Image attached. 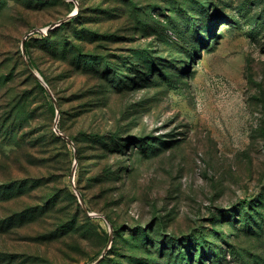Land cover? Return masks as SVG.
I'll return each instance as SVG.
<instances>
[{
	"label": "rangeland",
	"instance_id": "obj_1",
	"mask_svg": "<svg viewBox=\"0 0 264 264\" xmlns=\"http://www.w3.org/2000/svg\"><path fill=\"white\" fill-rule=\"evenodd\" d=\"M98 258L264 264V0H0V264Z\"/></svg>",
	"mask_w": 264,
	"mask_h": 264
},
{
	"label": "water",
	"instance_id": "obj_2",
	"mask_svg": "<svg viewBox=\"0 0 264 264\" xmlns=\"http://www.w3.org/2000/svg\"><path fill=\"white\" fill-rule=\"evenodd\" d=\"M62 21H63V19H62V20H59L58 22H55V23H53V24H50V25L46 26L45 28H39V29H37V30H40V31H43V32L47 33L49 29H51V28H52L53 26H55L56 24L61 23ZM34 30H36V29H32L31 31H34ZM25 36H26V35H25ZM34 73H35V75L39 78V80H40L41 83L44 85V87H45L47 90L50 91V89H49L47 83H46L45 80L42 78V76H41L37 71H34ZM54 126H55L56 129H58V128H57V122H55ZM58 130H59V129H58ZM59 132H60L63 136H65L69 141H71V139H70L68 136H66L64 133H62L60 130H59ZM78 197H79L80 202L82 203V198H81L80 194H78ZM84 208H85V206H84ZM85 209H86V208H85ZM86 210H87V209H86ZM89 214H94V213H89ZM102 256H103V254L100 256V258H101ZM100 258H98L95 262H93V263H91V264H95L96 262L99 261Z\"/></svg>",
	"mask_w": 264,
	"mask_h": 264
},
{
	"label": "trees",
	"instance_id": "obj_3",
	"mask_svg": "<svg viewBox=\"0 0 264 264\" xmlns=\"http://www.w3.org/2000/svg\"><path fill=\"white\" fill-rule=\"evenodd\" d=\"M26 43H27V42H26ZM39 85H40V88H41L43 91H45V87H44L42 84H39ZM11 128H12V127H11ZM11 128H10V126H7V128H5V130H7V133L11 132ZM54 135H55L56 138L61 139L59 135H56V134H54ZM41 137H42V136H37V137L34 138V140H36L37 142H40V143H42V142L45 143L44 140H43V138L41 139ZM38 139H39V140H38Z\"/></svg>",
	"mask_w": 264,
	"mask_h": 264
}]
</instances>
